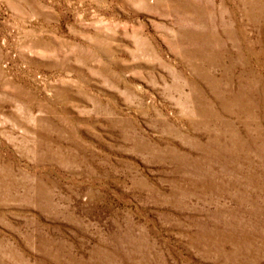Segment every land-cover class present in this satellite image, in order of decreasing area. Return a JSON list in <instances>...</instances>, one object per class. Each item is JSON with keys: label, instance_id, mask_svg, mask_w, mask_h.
I'll return each mask as SVG.
<instances>
[{"label": "rangeland", "instance_id": "rangeland-1", "mask_svg": "<svg viewBox=\"0 0 264 264\" xmlns=\"http://www.w3.org/2000/svg\"><path fill=\"white\" fill-rule=\"evenodd\" d=\"M0 264H264V0H0Z\"/></svg>", "mask_w": 264, "mask_h": 264}]
</instances>
